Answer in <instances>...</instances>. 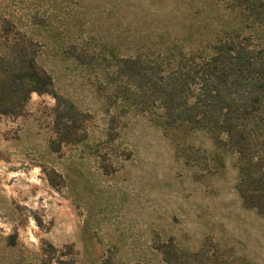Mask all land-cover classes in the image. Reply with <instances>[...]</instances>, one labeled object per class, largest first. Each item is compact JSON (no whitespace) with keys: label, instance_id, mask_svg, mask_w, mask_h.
<instances>
[{"label":"rangeland","instance_id":"obj_1","mask_svg":"<svg viewBox=\"0 0 264 264\" xmlns=\"http://www.w3.org/2000/svg\"><path fill=\"white\" fill-rule=\"evenodd\" d=\"M220 38L264 57V0H0L52 79L0 113V264H264V97L234 150L122 70Z\"/></svg>","mask_w":264,"mask_h":264},{"label":"trees","instance_id":"obj_2","mask_svg":"<svg viewBox=\"0 0 264 264\" xmlns=\"http://www.w3.org/2000/svg\"><path fill=\"white\" fill-rule=\"evenodd\" d=\"M26 47L16 41L0 47V113H21L32 91H49L52 85ZM242 49L221 38L196 51L174 46L153 60L124 57L122 70L129 80L137 77L141 103L147 105L154 95L166 122L210 130L238 150L264 97V57ZM248 203L259 207L253 199Z\"/></svg>","mask_w":264,"mask_h":264}]
</instances>
